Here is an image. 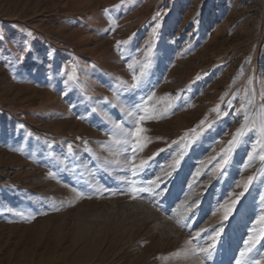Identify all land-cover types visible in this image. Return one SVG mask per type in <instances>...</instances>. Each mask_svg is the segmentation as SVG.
Returning <instances> with one entry per match:
<instances>
[{
    "label": "rangeland",
    "instance_id": "rangeland-1",
    "mask_svg": "<svg viewBox=\"0 0 264 264\" xmlns=\"http://www.w3.org/2000/svg\"><path fill=\"white\" fill-rule=\"evenodd\" d=\"M262 124L264 0H0V264H264Z\"/></svg>",
    "mask_w": 264,
    "mask_h": 264
},
{
    "label": "snow or ice",
    "instance_id": "snow-or-ice-1",
    "mask_svg": "<svg viewBox=\"0 0 264 264\" xmlns=\"http://www.w3.org/2000/svg\"><path fill=\"white\" fill-rule=\"evenodd\" d=\"M107 11V10H106ZM29 35H31L29 33ZM119 43V42H118ZM133 79L136 80V77L133 76ZM137 85H133V87L135 88ZM145 119L144 116H141L140 117V120H143ZM262 128H264V124H262ZM253 129H249V131H252ZM143 131H145V129H143L142 127L139 126V122H137V127L135 128V131L132 133V136L135 138L136 140V143H134L132 145V151L133 153L137 150V149H141L145 146L143 143H141V139H140V133H142ZM244 135V132L241 131V130H238V132L236 134L233 135V140L229 141V145H233L239 136H242ZM69 149H71V145H69ZM262 160H264V156L261 157ZM144 163H146L145 161H142L141 162V165L140 166H137L135 164H133V175L136 174V171L138 170L139 167H142L144 165ZM224 163H227V161L225 160ZM218 167H223V165H218ZM253 180V177H248V181L251 182ZM248 185L245 184V189H247ZM150 189L149 188H141V187H130L129 188V191L131 193V198L132 199H136L138 198L139 194L142 193V192H146V191H149ZM240 195L242 196L243 193H240ZM237 199H239V197H237ZM233 204L236 203V201H232ZM230 214V210H229V213H226L225 214V218H227V215ZM201 231H204V229H201ZM220 234L217 232L216 233V236L218 237ZM199 236V233H196V236L194 237H191L189 241H187L186 243L192 245L193 244V241ZM246 244L248 243L247 241L245 242ZM194 250L195 251H198L202 254H204L205 256L207 257H210L211 256V253L212 251L214 250V244L213 245H209L208 248H200L199 245H194ZM251 251V248H248L246 250V252H250ZM246 252H242L241 253V256H245L246 255ZM236 264H242V262L240 260H237L236 261ZM257 264H259V262H257Z\"/></svg>",
    "mask_w": 264,
    "mask_h": 264
},
{
    "label": "bare ground",
    "instance_id": "bare-ground-1",
    "mask_svg": "<svg viewBox=\"0 0 264 264\" xmlns=\"http://www.w3.org/2000/svg\"><path fill=\"white\" fill-rule=\"evenodd\" d=\"M253 210H257V209H253Z\"/></svg>",
    "mask_w": 264,
    "mask_h": 264
}]
</instances>
